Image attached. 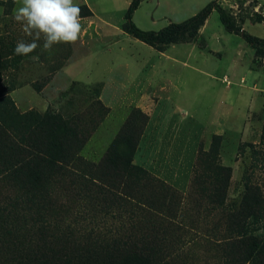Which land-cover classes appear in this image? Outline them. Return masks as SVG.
Segmentation results:
<instances>
[{
	"label": "rangeland",
	"instance_id": "obj_1",
	"mask_svg": "<svg viewBox=\"0 0 264 264\" xmlns=\"http://www.w3.org/2000/svg\"><path fill=\"white\" fill-rule=\"evenodd\" d=\"M212 1L144 0L133 21L157 32ZM217 1L246 32L264 39V24L253 22L255 13L264 17V0ZM73 2L81 8L77 42L18 56L17 41L32 39L13 19L22 0H0V95L6 100L0 122L19 148L60 154L57 168L47 171L14 151L0 133V264H17L38 249L62 252L78 264H255L245 251L252 237L264 240V219L253 217L252 200L248 208L243 201L247 185H260L264 197V50L227 33L217 12L194 41L157 48L126 33L132 0ZM129 54L146 68L125 59L136 70H123L121 56ZM73 64L78 79L67 71ZM153 65L162 71L154 84L172 79L188 93L182 98L197 124L212 120L218 101L206 88L220 85L224 75L225 88H252L256 100L232 122L239 144L235 167L221 163L222 140L211 134L187 188L140 162L149 119L137 104L149 92L136 89L138 84L111 91L106 83L124 75L133 82L150 80ZM248 67L252 74H245ZM47 115L63 122L57 138L39 121ZM7 166L15 168L12 175L2 173Z\"/></svg>",
	"mask_w": 264,
	"mask_h": 264
},
{
	"label": "crops",
	"instance_id": "obj_2",
	"mask_svg": "<svg viewBox=\"0 0 264 264\" xmlns=\"http://www.w3.org/2000/svg\"><path fill=\"white\" fill-rule=\"evenodd\" d=\"M196 14L194 13V15ZM209 21L210 19L205 23V27L208 26ZM159 53L162 57L163 53ZM129 55L126 57L121 56L120 65H122L123 70L129 66L132 67V64L140 70L146 68L145 65L141 66L144 62L140 58ZM166 58L172 59L170 56ZM125 59L132 60V64L124 62ZM86 60L85 58L81 61ZM171 62L177 63L174 58ZM132 69L136 70L133 67ZM157 70L160 71L159 73L162 72L160 68L153 65L151 69L152 77L147 81L142 82L139 78H136V81L133 82V79L130 80L127 77L125 79L124 75V78L119 82L106 83V87L109 86L111 91L119 88L132 90L135 89L134 85L138 84L136 89L149 92L140 97L137 104L149 119L142 138L140 162L145 163L149 169L161 175L177 188H187L198 155L203 148L204 140L207 135L211 134L220 137L222 140L219 152L221 163L225 167H235L239 144L236 142L238 136L232 130V122L233 119L241 116L243 105L250 106L253 100H256V93L252 94V88H243L240 84L234 89H232L233 85L226 84L225 88L222 84L225 83L223 79L226 75H224L220 85L211 84L206 88L210 92V97L218 101L217 108L213 110L212 120L210 118L205 122L206 125L197 124L194 115L191 114V111L189 112L188 105L190 106V103L188 102V105L184 103L188 99L184 100L182 98L183 95H188V93L179 90L178 86L172 82L171 77L174 74H170L171 80L166 81L165 84H154L152 79L157 76ZM67 71L75 79L80 76L75 71L74 64L69 66ZM206 74L209 76L208 73ZM245 74H252L249 67ZM142 83L146 85L143 88ZM194 123H196V126H194ZM204 149L209 151L210 147Z\"/></svg>",
	"mask_w": 264,
	"mask_h": 264
},
{
	"label": "trees",
	"instance_id": "obj_3",
	"mask_svg": "<svg viewBox=\"0 0 264 264\" xmlns=\"http://www.w3.org/2000/svg\"><path fill=\"white\" fill-rule=\"evenodd\" d=\"M143 2L144 0H132L125 15V31L129 36L149 46L159 48L179 42L194 41L198 34V31L205 25L211 14L213 12H217L220 16L221 23L227 33L241 36V38L253 49L264 50V39L253 36L246 32V30H244L242 25L239 23L236 16H234L231 11L224 8L217 0L210 2L200 12L187 19L186 21L182 23H171L167 27L157 32L143 31L138 28L133 21L134 13L138 10ZM253 22L255 24H264V17L258 13H255ZM4 102H6V100L1 99L0 95V104ZM39 121L42 123L44 121V124H48L50 126L52 134L54 133L53 138H57V134L55 133V131L61 133L64 130L63 122L59 117L47 115L43 118H39ZM0 133L6 136V139L11 143V148L14 151L17 150V147L21 156H27L28 158H31L32 162H36L37 165L42 169L45 168L48 169L47 171H51L52 169L57 168L56 164L59 160L58 157L60 156V154L56 153L55 151L46 150H40L39 152L37 151L36 153H34L29 150L19 148L17 144L13 142L6 134L1 122ZM219 148L220 143L218 145V150ZM119 156L122 157V159L125 161V156L122 152L119 153ZM23 166H25V164ZM7 167L8 168H6L2 173L12 175L11 173L15 170V168L10 166ZM246 191L247 196L245 197L243 203L247 205L246 208H248V202L249 200H252L251 210L254 212L253 217L259 218L263 221L264 197L261 186L247 185ZM249 194L254 195L252 199H249ZM45 251L46 250L44 249L43 251L38 249L36 252H31L25 255L26 258H22L17 264H78L77 262L73 263L70 259H67V254H63L62 252L58 253L54 250L47 252ZM247 252H250V254H248ZM245 253L248 254L250 260H252L253 263L255 262V264H264V240L259 236L252 237L251 245L248 249H246Z\"/></svg>",
	"mask_w": 264,
	"mask_h": 264
},
{
	"label": "clouds",
	"instance_id": "obj_4",
	"mask_svg": "<svg viewBox=\"0 0 264 264\" xmlns=\"http://www.w3.org/2000/svg\"><path fill=\"white\" fill-rule=\"evenodd\" d=\"M13 19L32 38L31 42L17 41L14 54L18 56H27L39 47L50 50L56 44H74L82 30L81 8L73 0H22Z\"/></svg>",
	"mask_w": 264,
	"mask_h": 264
}]
</instances>
